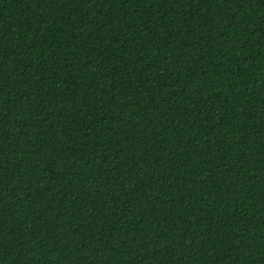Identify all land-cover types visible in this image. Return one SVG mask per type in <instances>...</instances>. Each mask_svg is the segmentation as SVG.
<instances>
[{"label": "trees", "instance_id": "16d2710c", "mask_svg": "<svg viewBox=\"0 0 264 264\" xmlns=\"http://www.w3.org/2000/svg\"><path fill=\"white\" fill-rule=\"evenodd\" d=\"M0 264H264V0H0Z\"/></svg>", "mask_w": 264, "mask_h": 264}]
</instances>
